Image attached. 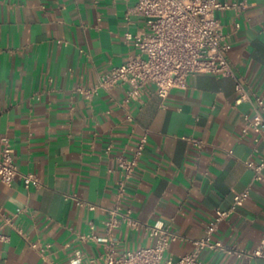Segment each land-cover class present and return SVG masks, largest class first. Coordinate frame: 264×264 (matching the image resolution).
Wrapping results in <instances>:
<instances>
[{"label": "crops", "instance_id": "1", "mask_svg": "<svg viewBox=\"0 0 264 264\" xmlns=\"http://www.w3.org/2000/svg\"><path fill=\"white\" fill-rule=\"evenodd\" d=\"M134 1L0 0V156L8 137L19 170L40 180L27 188L19 177L11 185L0 178V264H104L111 243L101 239L118 201L142 223L181 235L165 252L178 259L205 235L215 209H229L245 189L250 198L214 238L237 249L262 244L264 180L254 179L248 162L264 157V140L246 119L252 103L236 102L232 77L196 73L166 97L153 87L142 102L127 98V84L91 98L75 90L94 86L134 52L124 34L143 25L127 14ZM228 1L242 5L216 12L227 54L264 99V0ZM145 134L120 198L118 158H131ZM115 237L117 254L153 243L144 227L125 221ZM201 259L264 264L212 249Z\"/></svg>", "mask_w": 264, "mask_h": 264}, {"label": "built area", "instance_id": "2", "mask_svg": "<svg viewBox=\"0 0 264 264\" xmlns=\"http://www.w3.org/2000/svg\"><path fill=\"white\" fill-rule=\"evenodd\" d=\"M241 5L228 0H135L127 14L142 18L143 25L135 32L128 29L124 33L125 41L133 44L134 52L127 60L101 74L94 86L78 83L75 90L91 98L100 88L109 90L118 84H127V98L142 102L143 97L152 92L153 87L160 96L166 97L171 89L185 87L188 77L196 73L230 76L234 79L238 94L236 102L252 103L253 114L246 115L248 125L257 134V140H264V99L249 90L246 80L231 62L227 54L229 46L216 16L218 10L239 8ZM146 141L145 134L131 158H118L125 173L119 184L120 198L126 192L127 181L138 164ZM248 165L254 170L255 180H264V157L258 162L249 161ZM17 177L27 188L40 184L35 173L19 170L13 145L8 137H3L0 178L7 185H11ZM249 198L250 190L245 189L234 195L229 209L217 207L214 217L205 227V235L195 239L192 251L178 259L165 257V252L170 243L180 239L181 235L163 224L142 223L131 216L129 209L123 210L118 201L109 209V217L105 221L108 237L101 240L110 241L111 244L104 264H202L203 249L236 253L247 260L264 258V237L262 244L254 249H237L214 238L220 223ZM78 203L84 204L80 200ZM88 205L95 208V204ZM0 217H4L1 207ZM124 221L131 228L144 227L153 243L117 254L114 249L115 230ZM33 246L37 247V244L33 243ZM80 256L78 254V259Z\"/></svg>", "mask_w": 264, "mask_h": 264}]
</instances>
